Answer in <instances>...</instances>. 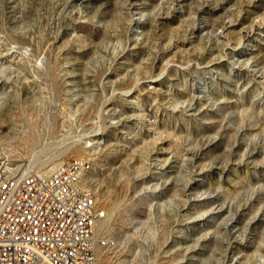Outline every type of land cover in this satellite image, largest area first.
Returning <instances> with one entry per match:
<instances>
[{"label": "rangeland", "instance_id": "1", "mask_svg": "<svg viewBox=\"0 0 264 264\" xmlns=\"http://www.w3.org/2000/svg\"><path fill=\"white\" fill-rule=\"evenodd\" d=\"M71 159L97 264H264V0H0V162Z\"/></svg>", "mask_w": 264, "mask_h": 264}, {"label": "built area", "instance_id": "2", "mask_svg": "<svg viewBox=\"0 0 264 264\" xmlns=\"http://www.w3.org/2000/svg\"><path fill=\"white\" fill-rule=\"evenodd\" d=\"M87 159H71L48 174L0 162V264H97L96 236L104 211L83 184Z\"/></svg>", "mask_w": 264, "mask_h": 264}, {"label": "bare ground", "instance_id": "3", "mask_svg": "<svg viewBox=\"0 0 264 264\" xmlns=\"http://www.w3.org/2000/svg\"><path fill=\"white\" fill-rule=\"evenodd\" d=\"M90 170V168H83L82 169V178H83V184L85 185V186H87V181H86V174H88V171ZM52 171V168H50L49 170H47V171H45V173H48V172H51ZM87 192H88V194H90L91 196H95V194H94V192H93V190L90 188V187H88L87 186Z\"/></svg>", "mask_w": 264, "mask_h": 264}]
</instances>
